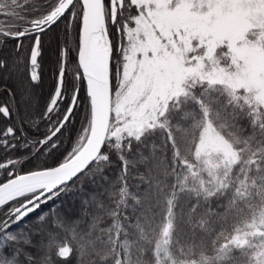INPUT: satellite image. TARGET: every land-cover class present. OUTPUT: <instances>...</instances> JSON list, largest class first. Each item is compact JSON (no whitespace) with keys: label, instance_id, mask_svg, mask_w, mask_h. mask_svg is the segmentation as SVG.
<instances>
[{"label":"trees","instance_id":"trees-1","mask_svg":"<svg viewBox=\"0 0 264 264\" xmlns=\"http://www.w3.org/2000/svg\"><path fill=\"white\" fill-rule=\"evenodd\" d=\"M254 36L253 29L243 34L246 41ZM123 41L122 33L109 67L110 117L99 153L61 184L43 223L31 221L26 234L18 229L5 242L16 252L34 243L33 264H260L264 240L254 228L264 208V103L252 89L198 75L142 111L135 129L113 114ZM196 55L203 68L234 67L225 42L208 51L188 48L190 59ZM81 119L76 150L90 109ZM205 128L229 142L235 156L219 184L195 155ZM0 264L21 262L0 248Z\"/></svg>","mask_w":264,"mask_h":264},{"label":"snow or ice","instance_id":"snow-or-ice-1","mask_svg":"<svg viewBox=\"0 0 264 264\" xmlns=\"http://www.w3.org/2000/svg\"><path fill=\"white\" fill-rule=\"evenodd\" d=\"M0 9H7L0 11V189L12 190L0 199V248L33 264L34 243L16 252L5 241L18 229L26 234L31 221L43 223L63 185L46 192L25 180L75 155L81 113L91 107L85 53L107 47L111 68L124 25L139 12L134 0H0Z\"/></svg>","mask_w":264,"mask_h":264},{"label":"rangeland","instance_id":"rangeland-1","mask_svg":"<svg viewBox=\"0 0 264 264\" xmlns=\"http://www.w3.org/2000/svg\"><path fill=\"white\" fill-rule=\"evenodd\" d=\"M138 15L134 25L126 24L120 65L117 71L113 114L135 129L142 124L140 114L179 89L183 79L201 75L223 81L229 87L253 90L264 103V0H134ZM253 29L250 41L243 38ZM225 42L232 53L234 67L225 69L211 64L201 66V55L194 59L187 50L208 51ZM108 49V48H107ZM195 155L220 183L229 162L235 157L229 142L213 128L202 129ZM254 232L264 240V208ZM247 234L239 232L238 237ZM264 250V246H263ZM264 264V251L260 261Z\"/></svg>","mask_w":264,"mask_h":264},{"label":"water","instance_id":"water-1","mask_svg":"<svg viewBox=\"0 0 264 264\" xmlns=\"http://www.w3.org/2000/svg\"><path fill=\"white\" fill-rule=\"evenodd\" d=\"M109 51L107 49L105 60H100L95 54L90 56L88 52L85 53V63L93 65L90 119L85 138L75 151V155L60 169L34 173L26 178V183L42 187L47 192L77 175L99 153L107 134L110 117ZM11 191L10 188L0 189V199L7 198Z\"/></svg>","mask_w":264,"mask_h":264},{"label":"bare ground","instance_id":"bare-ground-1","mask_svg":"<svg viewBox=\"0 0 264 264\" xmlns=\"http://www.w3.org/2000/svg\"><path fill=\"white\" fill-rule=\"evenodd\" d=\"M95 55L100 59V60H105L107 57V47H104L102 49H99Z\"/></svg>","mask_w":264,"mask_h":264}]
</instances>
